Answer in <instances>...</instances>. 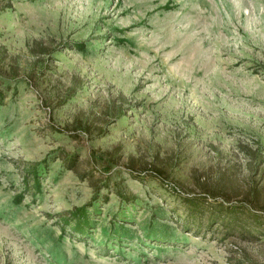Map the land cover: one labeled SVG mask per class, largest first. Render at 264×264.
<instances>
[{
	"label": "rangeland",
	"instance_id": "374dc122",
	"mask_svg": "<svg viewBox=\"0 0 264 264\" xmlns=\"http://www.w3.org/2000/svg\"><path fill=\"white\" fill-rule=\"evenodd\" d=\"M0 264H264V0H0Z\"/></svg>",
	"mask_w": 264,
	"mask_h": 264
},
{
	"label": "trees",
	"instance_id": "16d2710c",
	"mask_svg": "<svg viewBox=\"0 0 264 264\" xmlns=\"http://www.w3.org/2000/svg\"><path fill=\"white\" fill-rule=\"evenodd\" d=\"M190 202L194 204L190 208V212H198L199 211L198 205H200L202 203V200L192 199V200H190ZM86 211L87 210L85 209V207H78L71 212V218H68L69 216L67 218H63V223H64V225H66V228L73 230V232L76 234H83V237H85V234L87 232V228L89 227V222H88V218L86 216L87 215ZM213 214H215V213L212 212L210 215L212 216ZM230 214L234 215V216H231L230 219H235L237 216V214L235 212H232V211H230ZM188 216H189V219L186 218V221H185L188 224L196 226V225H200L201 223H204L203 220H198V221L192 220V217L190 218V216H192L191 213H189ZM211 216L209 217V220L207 219V221H206V223H208L210 225H211L212 221L216 220V218H213ZM223 217H224V215H223ZM219 219H221V218H219Z\"/></svg>",
	"mask_w": 264,
	"mask_h": 264
}]
</instances>
